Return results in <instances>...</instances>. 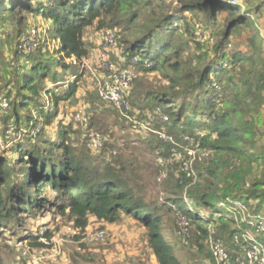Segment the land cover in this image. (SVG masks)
I'll use <instances>...</instances> for the list:
<instances>
[{"label":"trees","instance_id":"trees-1","mask_svg":"<svg viewBox=\"0 0 264 264\" xmlns=\"http://www.w3.org/2000/svg\"><path fill=\"white\" fill-rule=\"evenodd\" d=\"M178 2L179 7L172 11L167 0H0L3 27L15 23L14 30L18 31L28 14L41 16L51 23L49 34L56 41V59L39 39L32 50L22 49L28 31L17 35L7 59L0 41V72L7 67V78L12 80L13 96L5 94L11 110L6 128L12 137L6 144L13 143V151L9 150L14 152L11 161L0 155V222H9L20 213L55 210L72 218L76 227L84 228L89 216L115 223L122 215H129L147 229L148 245L158 264H184L163 232V215L131 184L129 169L135 164L134 158L119 157V150L113 146L115 155L109 154L110 149L104 152L103 160H98L88 148L86 151L70 145L69 123L61 122L54 136L38 140L41 132L36 136L30 133V122L37 121L18 125L30 108L45 122L55 119L60 103L77 93L82 77L77 65L89 55L87 29L115 28L126 56L137 54L142 61L151 62L149 67H135L140 68L139 74L156 72L164 81L141 93L132 87L134 76L126 95L131 116L150 122L174 142L185 133H194L200 146L212 151L204 184L196 186L195 191L189 189L193 202L186 203L180 197L168 200L180 239L184 242L194 228L204 239L212 235L229 253L243 250L246 242L240 239L235 243L233 238L249 226L237 213L236 203L246 206L251 214H264V174L250 179L243 188L244 171H250L253 165L264 166V143L257 141L264 121V38L256 24L264 14V0ZM184 11L211 33L210 45L196 39ZM222 11L227 12L223 23L218 20ZM240 27L248 31L244 44L231 47L230 36ZM72 57V63H66ZM68 70L73 75L66 80ZM46 78L63 83L64 89L54 91L46 86ZM116 112L117 121H127ZM147 114H152L151 120ZM160 115L167 120L162 121ZM130 127L135 128L131 122ZM22 128L30 133L26 135L27 144L18 141ZM150 133L137 140L157 158L171 156L172 142L160 138L154 141ZM226 164L231 168L227 172ZM175 187L187 189L176 177ZM179 216L189 225L188 236L178 225ZM43 237L50 239L51 234L45 231ZM200 237L196 245L200 250L207 249L205 243H198ZM259 239L264 242V238ZM207 255L212 260L209 252Z\"/></svg>","mask_w":264,"mask_h":264},{"label":"rangeland","instance_id":"rangeland-1","mask_svg":"<svg viewBox=\"0 0 264 264\" xmlns=\"http://www.w3.org/2000/svg\"><path fill=\"white\" fill-rule=\"evenodd\" d=\"M178 1L167 0L172 11L177 10V7H179ZM226 16L227 12L222 11L218 14V20L223 23ZM262 16L260 21H256V24L259 26V22L264 20ZM14 25L15 23L11 22L6 23L4 27L0 24V41H2L5 51L8 53L5 55L6 59L11 56L9 53H11L12 49H9V47L13 46L17 35H23L25 31H30L32 28L36 30L37 38L40 41L42 40L41 42L50 51L49 53L53 59H56V56L53 55L56 41L52 40L49 34L51 32L50 29H52L49 21L41 16L28 14L25 22L18 27V31L14 30ZM103 30L97 29L95 26L87 29L85 37L89 45V55L85 60L91 69L82 68L80 64L77 65V71L82 72L77 93L70 100L60 103L55 119L45 122L44 118L40 117L34 108H30L28 112L22 114V119H19L18 125L23 122L28 123L31 119L42 123L44 129L42 128L43 130H40L41 134L37 136V139L35 138L38 140L43 139L45 136H54L62 123H69L72 132L70 133V138L68 137V143L87 151L85 142L86 131L80 125L75 124L73 118L74 111L78 105H86L88 116L91 117L89 127L100 132L106 138L103 152H93L92 154L98 160H103L104 152L115 147L119 150V157L122 156L125 159L134 158L135 164L129 169L132 170L130 177L131 184L134 185L138 195L144 198L152 207L158 208L163 215V232L166 238L174 243L179 259L184 264H213V261L207 255V249L203 247L200 250L199 246L196 245L197 236L200 237L197 230L193 228L188 238H184V242L180 239L176 232L175 212L168 204V200L175 197H180L186 203H192L193 200L189 194V189L195 191L197 189L196 186L204 184V177L207 176L205 174V167L213 159L194 164L197 177L194 183L187 188L188 190L177 188L175 187V173L178 170L179 158L171 155L167 156L166 159L161 158L160 162L157 160L158 158L154 152L150 151L144 143L137 140L141 133L145 136L144 130L137 129L136 127V129H132L128 120L117 121L118 113L116 110L103 103L97 94V80L105 74L102 67L104 53L101 49ZM247 33L248 31L245 27L236 29L230 36L231 47H242ZM208 49H210L209 46ZM108 58L118 68L131 71L135 75L136 78L132 87L138 92L143 93L145 90L155 89L164 83L161 76L156 72L139 74L141 72L140 68L131 69L127 62L118 60L114 53H110ZM65 61L66 63H72L70 60ZM9 72L7 67L0 72V98L5 97V94L9 97L13 96V91L11 90L12 80L11 77L7 78ZM70 72L68 70L65 74L66 80L72 77L73 73ZM45 84L54 91H62L64 89L63 83H52L50 78H46ZM10 111L9 108L0 106V155L11 161L14 158V152H11L9 149L13 151V148H11L13 143L10 146L6 144L12 140L10 133H6L8 129L6 127H8L7 125L11 117ZM20 127H23V125ZM259 128L261 131L257 141L258 143H264V121ZM27 133H29L27 130L20 129L18 133L20 140L18 141H23L22 143L26 144L29 143V137L26 136ZM72 133H75V135ZM171 133H173L171 135L174 137V131ZM151 135H153L154 141L156 138H159L155 134ZM175 137L179 138L180 135L176 133ZM176 142L181 143V138L176 140ZM177 149L175 155H181V149L179 147ZM229 165L226 164L225 172L231 169ZM159 170H165L167 175L161 182L157 179L160 175ZM246 171H244L246 178L243 184L244 189L247 188L246 184L249 183L250 179L261 177L264 174V166L258 167L257 165H253L250 171ZM200 172L202 175H200ZM216 183L218 182L216 181ZM219 183L223 184V181H219ZM96 229H103L105 231V237L102 240L92 244L83 241L85 234ZM45 231L51 234L50 239L43 237ZM32 237H35V239H32ZM129 237L137 239V242L133 243L131 240H127ZM204 241L205 239L200 237L198 243L203 244ZM147 242V229L131 217L123 216L118 222L108 224L89 216L87 225L84 228H80L75 226L74 221L67 214L60 215L55 210L54 212L49 210L35 211L33 214L20 213L9 222H0V264H137L127 252L135 249L139 243H141L139 247L145 249L148 245ZM120 255H123V258L118 259Z\"/></svg>","mask_w":264,"mask_h":264},{"label":"built area","instance_id":"built-area-1","mask_svg":"<svg viewBox=\"0 0 264 264\" xmlns=\"http://www.w3.org/2000/svg\"><path fill=\"white\" fill-rule=\"evenodd\" d=\"M183 15L190 22V26L194 31L196 39L204 44L210 45L213 42L211 33L205 29L200 23L196 22L188 11H184ZM261 33L264 38V20L259 22ZM176 26H180V23H175ZM35 29H30L27 32L26 38L21 42L20 47L24 50H32L38 41ZM101 49L104 53L102 57V67L105 71L103 77L97 80V94L99 99L117 110L125 119L133 124L136 128L139 127L147 132H151L157 135L160 139L166 142H172L174 145L171 147V155L179 158L178 170L175 173L178 184L185 188L190 187L197 174L194 170V164L196 162H202L208 160L212 151L200 146L195 134L185 133L181 135V143L174 142L170 136H168L163 130L155 129L150 122H143L135 117L131 116V104L126 98L129 87L134 79V74L131 71L120 69L109 61L110 53H114L115 56L122 62H127L128 66L132 69L138 66H151V62L147 60H141V58L135 54L133 56H126L119 44V36L115 28H105L103 30L101 38ZM68 60L73 61L74 58ZM82 68L91 69L88 62L83 59L80 63ZM0 106L3 108H9V100L6 97L0 98ZM86 105L80 104L74 111L75 124L80 125L86 131L85 142L87 148L91 152H99L105 148L106 138L98 131L93 130L90 126V119L86 110ZM262 115L264 119V103L261 106ZM157 112V111H156ZM147 118L152 119V114H147ZM162 121H166L165 115H160ZM146 124V125H145ZM32 128L30 133L32 136L38 135L43 128L42 123L32 122ZM6 133H10V130H6ZM29 133V134H30ZM6 134V136H7ZM11 135V133H10ZM11 137V136H10ZM182 151L181 155H175L177 148ZM116 149L109 151L110 155H115ZM161 162V158H158ZM158 181L161 182L166 178L165 170H159ZM237 213L240 218L247 221V229L242 231L239 235H235L233 240L235 243H239L240 239L246 242V246L239 253H229L228 250L216 240L212 235H209L204 243L210 253V256L214 264H264V242L259 238H264V214H251L249 209L241 203H236ZM178 225L181 231L188 236L189 225L185 218L179 216ZM105 237V231L103 229H96L85 234L83 241L86 243H96Z\"/></svg>","mask_w":264,"mask_h":264},{"label":"crops","instance_id":"crops-1","mask_svg":"<svg viewBox=\"0 0 264 264\" xmlns=\"http://www.w3.org/2000/svg\"><path fill=\"white\" fill-rule=\"evenodd\" d=\"M119 60V59H118ZM140 134V133H139ZM136 136H139L138 134H135ZM141 137H143V134H140ZM128 217L130 218L131 216L129 215H122V217ZM93 217V216H91ZM94 218V217H93ZM132 218V217H131ZM136 222H138L137 220H135ZM139 223V222H138ZM108 224H112V223H108ZM141 226H143L141 223H139ZM144 227V226H143ZM145 228V227H144ZM146 229V228H145ZM127 240H131L133 243L137 242V239H134L133 237H129L127 238ZM148 243V242H147ZM146 243V244H147ZM141 245V243L138 244L137 247H135V249H132L131 251L127 252L128 255L130 257H132V260L137 262V264H158L156 257L154 256V254L151 251V248L149 247V245H147V247L145 249L139 247ZM123 258V255H120L118 257V259ZM128 264H135V263H128Z\"/></svg>","mask_w":264,"mask_h":264}]
</instances>
